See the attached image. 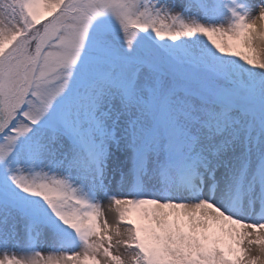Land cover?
Masks as SVG:
<instances>
[{"label": "snow or ice", "instance_id": "obj_1", "mask_svg": "<svg viewBox=\"0 0 264 264\" xmlns=\"http://www.w3.org/2000/svg\"><path fill=\"white\" fill-rule=\"evenodd\" d=\"M0 264H264V0H0Z\"/></svg>", "mask_w": 264, "mask_h": 264}, {"label": "rangeland", "instance_id": "obj_2", "mask_svg": "<svg viewBox=\"0 0 264 264\" xmlns=\"http://www.w3.org/2000/svg\"><path fill=\"white\" fill-rule=\"evenodd\" d=\"M105 216H106V218H107V220H108V216L109 215H112L113 216V221H112V223H113V225L116 223V214L114 213V212H111V211H108V209H107V202H105ZM121 229H123V225H121ZM116 239H118L117 237H114V239H113V243H115V240ZM118 249H119V251H118V253H117V251H116V249H113V252H114V254H121V255H123L124 254V251H125V249H124V247L123 246H118Z\"/></svg>", "mask_w": 264, "mask_h": 264}, {"label": "bare ground", "instance_id": "obj_3", "mask_svg": "<svg viewBox=\"0 0 264 264\" xmlns=\"http://www.w3.org/2000/svg\"><path fill=\"white\" fill-rule=\"evenodd\" d=\"M113 219H114V218H113L112 215H109V216H108V222H109L110 225H113V223H112Z\"/></svg>", "mask_w": 264, "mask_h": 264}]
</instances>
